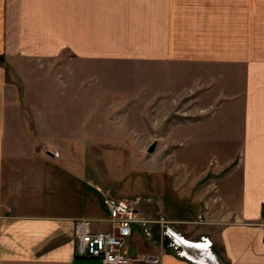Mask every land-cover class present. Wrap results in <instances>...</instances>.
<instances>
[{
  "label": "crops",
  "instance_id": "0c3cea01",
  "mask_svg": "<svg viewBox=\"0 0 264 264\" xmlns=\"http://www.w3.org/2000/svg\"><path fill=\"white\" fill-rule=\"evenodd\" d=\"M18 57L69 66L54 71L59 82L47 94H28L22 116L0 63V264H102L75 255L72 233L77 218L109 229L105 196L152 197L137 215H162L192 240L209 237L211 264H264V0H0V60ZM100 61L113 65L111 76L116 64L138 66L130 74L139 89L124 100L140 103V119L194 129L183 142L170 122L155 171L141 165L137 182L123 181L124 195L115 181L86 182L82 155L62 141L45 138L53 148L37 149L30 127L71 107H115L117 85L92 82L100 70L85 67ZM181 143L189 148L175 149ZM150 228L126 239L131 264H193Z\"/></svg>",
  "mask_w": 264,
  "mask_h": 264
},
{
  "label": "rangeland",
  "instance_id": "374dc122",
  "mask_svg": "<svg viewBox=\"0 0 264 264\" xmlns=\"http://www.w3.org/2000/svg\"><path fill=\"white\" fill-rule=\"evenodd\" d=\"M66 62L67 60L62 58L18 57L13 60H0L5 69V79L15 86L17 92H19L22 116H25L27 111L29 114L28 94L31 96L47 94L43 92L48 90L47 86L54 84L56 80V82H59V78L54 76V71L60 67L69 66V63L67 64ZM85 67L90 69L98 68L100 70V74L95 76L96 80H91L92 82L99 83L104 87L117 85L116 89L118 90L115 93L117 95L116 106L111 108L108 106L109 101L102 100L99 103V107H90V109L85 107L84 112L82 109L68 108L64 115L62 114L61 119L59 116H57V119H38L35 120V124L33 119H31V132L36 136L37 149L39 147L49 150L53 148L43 140L45 138L49 139L48 142L58 148L59 145L54 144L62 141L63 146L71 150L73 155H75V152L78 153V157L82 155L86 182L91 183L96 178L105 185H110L115 181L116 189L120 190L124 195L128 189L122 184L123 181L126 179V182H137L141 165L147 166L152 172L155 171L153 167L155 168L156 155L162 151L161 149L164 145V139L160 138L167 136L170 122H179L180 120L151 119V117L150 119H140L142 110L140 103H131L129 99L124 100V98L131 97L130 93H134L136 89H139L138 87H133V85H140V76L138 74H130V71L133 70L138 73V66L130 70V66L126 67L116 64L115 76L113 74L111 76V73L107 72L113 65L105 61H100L96 65H85ZM89 78L87 76L84 77L85 83H92ZM21 84L24 85V88L20 91L21 87L19 88V86ZM119 98L123 101L119 102ZM37 104L39 107L50 106L49 103L44 101ZM130 106L133 108H130ZM87 112H90L91 115H87ZM158 121L159 123L156 124ZM171 126V131L173 130L177 137L182 138L183 142L194 133V129L190 128L188 124L179 127L176 124L173 128L172 123ZM44 133L47 134V137L44 136ZM154 140L159 144L153 159L152 154L146 152V149ZM39 144L41 145L39 146ZM182 145L183 143L180 144V146ZM180 146L175 147V149L181 152L183 149L189 148V143L182 147ZM172 148L174 147H171L170 150ZM57 151L59 152V150ZM57 151L53 152V154H58ZM157 159L159 160L158 163H160V154L157 155ZM163 162L164 159L162 158L161 163ZM129 168H131V172L127 173ZM167 181H170V179ZM167 181H164V183L166 184ZM131 191L133 190L131 189ZM126 199L138 200L137 208L144 203H155V200L148 196H127ZM156 212L157 214L160 213L159 211Z\"/></svg>",
  "mask_w": 264,
  "mask_h": 264
},
{
  "label": "built area",
  "instance_id": "2783aa9c",
  "mask_svg": "<svg viewBox=\"0 0 264 264\" xmlns=\"http://www.w3.org/2000/svg\"><path fill=\"white\" fill-rule=\"evenodd\" d=\"M104 202L108 210L109 229L93 231L91 221L87 218L73 221L76 256L99 258L102 264H131L137 258L127 254L125 248L126 239L130 237L132 229L138 228L143 234L150 236V225L156 224L159 227V242L172 248L178 257L193 264H211L207 259L212 246L209 237L199 236L192 240L177 231L162 215L153 218L137 215L138 200L105 196Z\"/></svg>",
  "mask_w": 264,
  "mask_h": 264
},
{
  "label": "water",
  "instance_id": "95a60500",
  "mask_svg": "<svg viewBox=\"0 0 264 264\" xmlns=\"http://www.w3.org/2000/svg\"><path fill=\"white\" fill-rule=\"evenodd\" d=\"M154 146H155V141H153V142L149 145V147H148V149H147V152H152Z\"/></svg>",
  "mask_w": 264,
  "mask_h": 264
}]
</instances>
